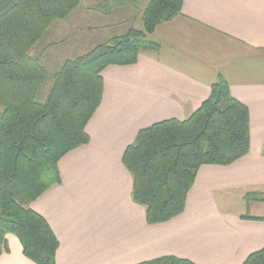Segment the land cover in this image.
Listing matches in <instances>:
<instances>
[{
	"label": "crops",
	"instance_id": "obj_1",
	"mask_svg": "<svg viewBox=\"0 0 264 264\" xmlns=\"http://www.w3.org/2000/svg\"><path fill=\"white\" fill-rule=\"evenodd\" d=\"M78 14L80 34L100 30L107 41L133 27L135 10L101 15L83 8ZM110 28L116 34L102 38ZM62 29L61 23L52 25L37 49L51 73L61 60L72 59L57 46L64 41ZM148 37L159 51L142 52L135 65L101 72V102L85 127L88 142L59 160V183L30 209L58 241L55 264H141L168 256L194 264H242L264 248V201H244L247 193L264 198V0H182L181 15ZM81 39L73 46L83 49L77 56L105 42L90 44L85 34ZM218 77L248 110L249 152L228 166H201L183 213L148 224L145 209L132 200L124 151L139 131L188 119ZM221 195L240 198V210L221 203ZM6 246L0 264H35L23 255L16 236L7 235Z\"/></svg>",
	"mask_w": 264,
	"mask_h": 264
},
{
	"label": "trees",
	"instance_id": "obj_2",
	"mask_svg": "<svg viewBox=\"0 0 264 264\" xmlns=\"http://www.w3.org/2000/svg\"><path fill=\"white\" fill-rule=\"evenodd\" d=\"M82 0H0V254L6 236H16L35 264H55L58 241L30 204L58 184V162L88 142L86 124L102 96L101 72L132 66L142 52L159 51L148 36L181 15L182 0H147L143 31L129 28L50 74L30 52L52 25L66 20ZM138 0H102L96 9L138 10ZM50 84L46 97L42 89ZM206 101L186 120H167L139 131L122 156L132 177V200L145 209L148 224L181 213L198 169L228 166L249 152V114L218 77ZM244 201H264L247 193ZM245 218H249L245 216ZM260 220H264L261 218ZM141 264H194L161 257ZM242 264H264V248Z\"/></svg>",
	"mask_w": 264,
	"mask_h": 264
},
{
	"label": "rangeland",
	"instance_id": "obj_3",
	"mask_svg": "<svg viewBox=\"0 0 264 264\" xmlns=\"http://www.w3.org/2000/svg\"><path fill=\"white\" fill-rule=\"evenodd\" d=\"M138 1H139L138 10L137 9L135 10V17L133 18V21H131V24H132L133 27H131V28H134V29L139 30V31H143V26H142V22H141L140 18H141V14H142V12L144 10L143 8H145L144 7V5H145L144 2L146 0H138ZM101 2L98 3L97 1H94V0H82V2H81V7L82 8L79 7L78 9L73 11L66 20L57 22L59 24L61 23L63 25V28H64V29H62L63 30L62 34H60V36H59L60 38H62V40H64V41H62L63 44L62 45H57V46H59V48L61 49V51H63L65 56L72 57V59H75V58L79 57V56H77V54L78 55H79V53L81 54V52H83V49H78V48L75 49L73 46H78L79 42L81 43V41H82L81 37L84 34L90 39L89 40L90 44H96L99 40H104V41L106 40V39H101V37L99 36L100 30H95V32H92L91 34H88V33H85V31H82V33L80 34L79 30H80L81 26H80V24H78V15H79L78 13L83 8L86 9V10L96 9L97 6L100 5ZM95 12H97V11H95ZM97 13H99V12H97ZM92 15H94V14H92ZM101 15H103V14H101ZM95 17H97V16H95ZM90 22L96 23L94 19H91ZM99 22L105 23V22H109V21L108 20H102V21L100 20ZM115 32H116L115 28H110V29H107V30H103L102 38H105L106 36L111 37L114 34H116ZM79 38H80V40L78 42ZM148 39L150 40L149 37H148ZM85 41L87 42V39ZM39 47L41 48L42 44H38L36 46V50H33L34 49L33 48L32 51L30 52V56L32 58H38L36 53H37V49H39ZM52 47L56 48L55 45L54 46L52 45ZM79 48H80V46H79ZM87 50H89V48L88 49H84V52L87 51ZM87 52H89V51H87ZM63 56L64 55H62L61 58H64ZM72 59H70V60H72ZM61 62H64V61L61 60ZM47 71L50 74H52L49 69H47ZM49 87H50V84H47L42 89V92H41V99L42 100L46 97V95H47V93L49 91ZM0 111H1V109H0ZM220 199H221V203H227L230 206V208H232L233 210H235V211L236 210L237 211L240 210V205L242 204V201L237 196H230V195H223L222 196L221 195Z\"/></svg>",
	"mask_w": 264,
	"mask_h": 264
}]
</instances>
